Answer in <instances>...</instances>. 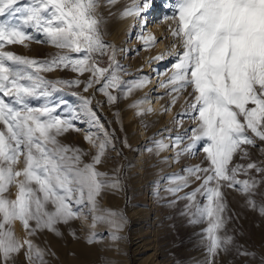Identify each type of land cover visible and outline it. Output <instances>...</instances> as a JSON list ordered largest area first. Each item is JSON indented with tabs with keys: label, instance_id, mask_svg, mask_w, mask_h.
Wrapping results in <instances>:
<instances>
[{
	"label": "snow or ice",
	"instance_id": "6c2138e0",
	"mask_svg": "<svg viewBox=\"0 0 264 264\" xmlns=\"http://www.w3.org/2000/svg\"><path fill=\"white\" fill-rule=\"evenodd\" d=\"M152 6L153 0H135L121 16L135 18L144 32L145 14ZM99 7L100 0H0V264H18L21 253L27 264H46L47 252L33 238L44 231L59 236L57 226L73 220L87 224L91 230L89 244L102 238L95 232L98 224L114 229L109 236L113 241L119 239L115 232L121 230L124 217L103 208L101 201L105 192L122 190L121 182L118 176L98 167L105 162L109 147L115 150V134L104 128L91 108L94 97L75 94L89 115V123L103 132V138L85 135L94 150L91 154L60 139L70 129L80 131L73 122L79 113L73 110L64 118L58 111L60 105L31 103L51 97L58 85H83V92H99L114 104L120 97L113 92H122L127 98L150 82L147 76L127 82L121 79L117 50L103 39ZM165 19L176 21V27L169 30L182 48L172 65L175 71L160 85H171L168 94H177L172 95L165 111L191 89L184 101L187 108L174 117V122L181 126L184 119H190L193 126L182 135L168 136L171 144L156 140L155 151L159 155L178 149L176 163L184 155L205 154L201 164L183 169L186 176L169 178L182 181L169 191L176 193L199 182L181 197L188 201L182 215L189 217L190 224L207 223L203 232L208 241V264H213L211 258L233 243L231 236L219 235L226 224L222 189L239 192L254 209V197L264 195L259 191L264 186V161H253L245 147L264 144V0H176L175 12ZM27 29L42 34L45 39L36 42L57 48V55L37 61L4 51L6 45L27 47L25 41L35 40ZM176 48L174 43L172 49ZM105 55L108 64L101 66ZM163 58L164 54L153 57ZM58 68H69L77 76L89 75L84 81H53L40 75ZM147 102L137 100L130 107L137 109V116L145 111L150 114L151 108L141 107ZM259 151L264 154V148ZM237 154L248 162L235 163ZM85 156L90 158L85 160ZM241 175L247 178H238ZM198 195L203 202L197 200ZM259 212L264 216V205L259 206ZM17 224L23 235H17ZM71 234L75 237V232Z\"/></svg>",
	"mask_w": 264,
	"mask_h": 264
},
{
	"label": "bare ground",
	"instance_id": "6f19581e",
	"mask_svg": "<svg viewBox=\"0 0 264 264\" xmlns=\"http://www.w3.org/2000/svg\"><path fill=\"white\" fill-rule=\"evenodd\" d=\"M134 2L135 0H116L115 3H109L108 0H100L97 15L104 21L101 27L104 41L115 46L117 50L115 59L123 69L119 73L121 79L127 82L147 76L150 78V82L143 89L133 91L127 98H123L122 92H113V95L120 97L114 104H109L101 93L89 90V96L94 97L92 106L95 107L98 102H101V107L95 109L97 115L102 114L100 122L105 129L115 134L113 141L115 150L110 146L105 162L98 167L101 171L108 172L110 176H118L122 187L120 191L105 192L101 205L105 209L121 213L125 222H122L121 230L115 232L119 237L115 241L109 236V232L115 230L107 224H98L95 232L102 238L89 244L87 239L91 230L87 224L80 220L70 221L68 225H58L61 232L59 236L47 231L38 234L33 239L39 247L46 250L47 254L44 257L46 264H130L126 238L128 233L135 241L136 255L139 256L136 264H148L153 259V255L144 257L150 247L146 231L149 230L152 220L155 219V217L152 218V213L155 210L152 212L146 203L151 201L152 205L157 187L161 186L162 182L169 181L175 171L183 170L191 165V163L185 162L182 156L179 163L174 162L178 149L165 150L157 155L154 144L156 140H163L165 144H171L172 141L167 137L181 135L180 133L186 125L183 123L182 127L178 126L174 122V117L186 109L187 105L184 101L191 89L180 94L175 106L171 107L170 111H165L171 104L172 95L177 94H168L171 85L168 88L160 87L175 71L172 65L177 53L182 52L178 40L172 36L169 30L170 27H176V21L165 19L166 16H171L175 12L176 0H153V6L145 14L147 25L144 32L141 31L135 18H122L121 16L122 12ZM155 14L158 15V18L151 26V17ZM151 37L155 38L154 41ZM174 43L177 44L175 50L172 49ZM36 49L39 54H42L47 48L36 45ZM169 53L171 54L169 55ZM160 54H164L163 59H153ZM144 99L148 102L141 107L143 109L151 108L152 112L149 114L145 111L144 115L137 116V109L130 105L134 101ZM81 115L84 116L81 117L82 122L89 119L87 113H81ZM165 129H171V131H164ZM85 132L84 130H69L60 139L66 145L78 147L91 154L94 150L85 140L87 134ZM89 134H92L93 138L97 135L103 138V132L97 126L96 130ZM149 148H152L153 151L149 152L147 150ZM89 158L90 156L84 157L85 160ZM165 158H168L167 162H165ZM124 167H126V173L123 174ZM182 173L184 176L187 175L183 171ZM178 183L180 181L176 180V184ZM126 189L128 194H126ZM237 207L244 218L247 210L242 205ZM88 223H91L90 218ZM255 229L261 256L251 255L249 258L253 264H264V230L260 226ZM16 230L17 235H23L19 224H17ZM72 232H75V237L71 234ZM21 259L20 254L17 257L18 264Z\"/></svg>",
	"mask_w": 264,
	"mask_h": 264
},
{
	"label": "rangeland",
	"instance_id": "374dc122",
	"mask_svg": "<svg viewBox=\"0 0 264 264\" xmlns=\"http://www.w3.org/2000/svg\"><path fill=\"white\" fill-rule=\"evenodd\" d=\"M157 18V14L151 17V26L154 25V20ZM27 31L35 37V40L33 41H25L28 45L27 47L19 44L6 45L4 51H12L19 56L35 59L37 61L50 60L60 51L47 42L37 43V40L45 39L42 34L37 33L33 29H27ZM36 45L37 47L41 46L42 48L47 49L44 50L42 54H39ZM108 54H111V50H109ZM107 64L108 56L105 55L102 58L101 66H107ZM40 75L53 81L75 79L84 81L88 78L89 74L86 72L84 76H77V74L72 72L69 68L62 70L58 68L54 72H41ZM57 88L58 90L53 92L51 97L47 99L40 98L32 100L31 103L33 106H40L44 103L60 105L58 111L64 118L69 117L74 110L79 113V119L73 121L76 128L84 130V132L86 131L85 133L87 134L95 131L97 125L94 126V124H90L89 119H85L83 122L81 121V117H84L81 113L85 114L86 110L81 109L82 101L75 94H79L80 97H90L89 92H83V85L80 87L58 85ZM100 107L101 102L97 103L95 107L91 104V108L94 111ZM185 108H187V106H185ZM97 116L101 119L100 116H102V114L100 113V115ZM183 123L186 125L180 133L181 135L184 133L185 129L193 126L190 119H184L182 121V124ZM89 124L90 126H87ZM0 127H2V125H0ZM245 147H248L253 161H264V154L259 151L260 148H264V144L258 143L256 148H251L250 146ZM204 155L205 154L202 151H199L196 156L184 155L182 157L185 162H189V164L191 163L190 166H193L201 164L204 160ZM233 160L235 163L241 164H246L248 162L246 159L241 160L239 154L235 155ZM124 165L126 166V163ZM182 171L183 170L175 171L171 177L178 175L184 176ZM124 173H126V167H124L123 174ZM253 175H255V173H253ZM238 178L245 179L247 177L241 175ZM255 178L257 180L261 179L259 175H256ZM162 183L161 186L159 185L157 187V191L154 192V201L152 202V205L150 204L151 201H147L146 203L151 211L155 210V212L152 211V218L155 217V219L152 220V225L149 230L146 231L148 234L147 237H149L150 247L144 257L153 255V259L148 264H208L209 256L206 248L208 241L205 239L203 232L207 227V223L190 224L189 217L187 215H182L188 201L181 199V197L185 196L186 193L191 192L193 188L198 186L199 182H193L190 187H185L182 191L176 193L169 191V189L178 187L182 184V181L178 183L179 185L176 184V181L171 179ZM259 191L264 192V186H262ZM222 192L223 202L226 206L225 212L223 213L226 224L223 230L219 232V235L231 236L233 238V243L227 247V251H219L215 257H212V262L213 264H253L249 257L251 255L261 256L259 243L255 237V228L260 226L264 230V216L259 212V206L264 205V195L258 194L254 197L257 203V208L254 209L247 204L244 196L239 192L229 188H223ZM126 194H128L127 189ZM197 200L203 202L202 196L198 195ZM239 205H242L245 210H247V214L245 215L246 218L244 217L245 219L242 217V212L239 210V207H237ZM126 238L130 264H136V260L139 256L136 255L135 241L129 233ZM241 253H248V255H241ZM21 257L20 264H27L22 253Z\"/></svg>",
	"mask_w": 264,
	"mask_h": 264
}]
</instances>
